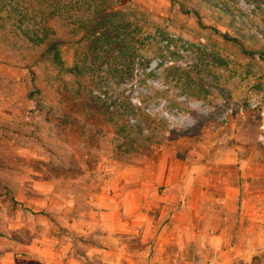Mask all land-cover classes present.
I'll use <instances>...</instances> for the list:
<instances>
[{
    "label": "rangeland",
    "instance_id": "obj_1",
    "mask_svg": "<svg viewBox=\"0 0 264 264\" xmlns=\"http://www.w3.org/2000/svg\"><path fill=\"white\" fill-rule=\"evenodd\" d=\"M216 29L264 52V0H0V264H264L200 241L204 205L264 223V58ZM142 187L199 210L193 240L129 231Z\"/></svg>",
    "mask_w": 264,
    "mask_h": 264
},
{
    "label": "crops",
    "instance_id": "obj_2",
    "mask_svg": "<svg viewBox=\"0 0 264 264\" xmlns=\"http://www.w3.org/2000/svg\"><path fill=\"white\" fill-rule=\"evenodd\" d=\"M153 187L155 190L158 188V186L155 184H153ZM34 192H36V190H33V187L26 188V193L32 195ZM40 192L42 194H46V192H43L41 190ZM47 192H51V191H47ZM157 193L155 191L152 192V197H150L147 193H145L142 187L140 191H138V193L136 194L135 200H133V205L136 206L132 207L131 203L130 205H127L124 214L122 213V216L120 218L125 219L123 223L127 222V227L130 228L129 231L133 232V234H136L137 236L141 235L142 243H147L149 240H152L151 237L149 239L147 237L149 234H151V232L154 231L161 232L171 229L174 232L177 230L180 231L181 241L193 240V236H192L193 230L198 227L197 222H195L194 220L196 219L199 210L186 204L187 203L186 199H183L184 200L183 202L177 203L175 197L171 198L170 196L165 195V197L159 198ZM55 195L61 196L58 194ZM72 196L75 197V194ZM45 206H47V202H45ZM40 210L42 211V209ZM233 212L239 213L240 208L233 209ZM228 213L230 212L228 211ZM166 214H169L170 219L164 224H158ZM219 214L220 212H217V208L215 210L214 208H210L208 205L206 206L204 205V217H206V219L208 220L204 221V223L201 225L202 228L204 229V237L200 238V241H202L204 238V244L208 243L211 247L215 249V252L220 250L221 247L224 246L226 243H231L230 241H232V239L234 240L233 243H235V245H237V241H240L241 244H245L247 246L255 245L257 241L259 244H264V223L262 224L252 223L248 228L249 232L245 233L244 230L245 223L243 221H237L231 227V230L233 231L231 237L228 231L230 229L229 222L227 221L228 217H226L224 221L209 220L212 218L217 219ZM180 215H184V217H187V221L186 222L176 221V216H180ZM31 227L33 230V228H36L38 226L35 225L34 227L31 225ZM39 229L41 230L40 233L34 231L35 238H33L27 243L29 246L34 247L37 240H40L41 237L43 238L44 236L43 230L41 227ZM165 241L168 242L169 245L173 244L174 246H181V244L177 243L176 241H173V239L171 238H166L161 242L160 238L158 237L156 238L153 244L161 246L164 244ZM172 255H174V258H172ZM172 255L171 253L170 255L168 254L167 259L168 260L173 259L174 261H176L177 256L179 255L182 256L183 252H181V254L172 253ZM37 258L38 257H36L34 260H38ZM123 258L128 262H134L140 260L138 257L134 258L129 253L125 254ZM71 260L76 261L75 258H72Z\"/></svg>",
    "mask_w": 264,
    "mask_h": 264
},
{
    "label": "trees",
    "instance_id": "obj_3",
    "mask_svg": "<svg viewBox=\"0 0 264 264\" xmlns=\"http://www.w3.org/2000/svg\"><path fill=\"white\" fill-rule=\"evenodd\" d=\"M216 31L226 40V41H232L233 43L237 44L239 47H241V49L248 53V54H255L256 52H260V57L264 58V52L263 51H256V50H248L246 47H245V44L243 42V39L241 37H237V36H231L229 33L227 32H224L222 33L219 29H216ZM128 58H127V68L129 70H132L133 69V61L134 59H132V56H131V53L130 54H127ZM109 122V121H108ZM128 126L130 128H133L135 127L136 125L135 124H131V123H127Z\"/></svg>",
    "mask_w": 264,
    "mask_h": 264
}]
</instances>
